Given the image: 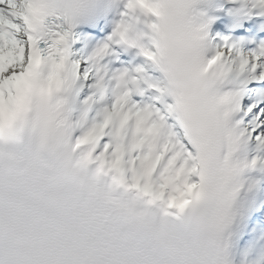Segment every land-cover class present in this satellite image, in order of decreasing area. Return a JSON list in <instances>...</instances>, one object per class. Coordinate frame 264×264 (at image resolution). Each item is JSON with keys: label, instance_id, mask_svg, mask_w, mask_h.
Instances as JSON below:
<instances>
[{"label": "snow or ice", "instance_id": "snow-or-ice-1", "mask_svg": "<svg viewBox=\"0 0 264 264\" xmlns=\"http://www.w3.org/2000/svg\"><path fill=\"white\" fill-rule=\"evenodd\" d=\"M211 3L127 0L83 54L88 0H0V264H264V232L233 251L264 224V41L214 43ZM225 3L233 28L264 19V0ZM137 8L154 52L127 38ZM114 45L167 85L111 70Z\"/></svg>", "mask_w": 264, "mask_h": 264}, {"label": "clouds", "instance_id": "clouds-1", "mask_svg": "<svg viewBox=\"0 0 264 264\" xmlns=\"http://www.w3.org/2000/svg\"><path fill=\"white\" fill-rule=\"evenodd\" d=\"M109 2L115 4V3H121V2H123V0H109ZM88 3L90 5L91 9L93 11H95L96 8H97V5L100 3V0H88ZM137 14L140 17H146V18L149 15L144 9H140V8H137V9L133 10V15L135 16ZM136 22H137V20H133V22H132V24H131V26H130V28L128 30L127 38L130 41L134 42L137 47H140V46H142L140 41L143 38V34L142 33H138L136 31ZM149 27H150V25H149Z\"/></svg>", "mask_w": 264, "mask_h": 264}, {"label": "bare ground", "instance_id": "bare-ground-1", "mask_svg": "<svg viewBox=\"0 0 264 264\" xmlns=\"http://www.w3.org/2000/svg\"><path fill=\"white\" fill-rule=\"evenodd\" d=\"M260 200H262L260 198ZM250 220V219H249ZM251 227H249L248 229H242L241 234L239 235V237L234 241V248L233 251L236 255V259L237 261L240 260L241 258V254L247 249L246 248V244H244V240H246L248 237L252 236L254 234L253 231H251L250 229ZM254 239V238H253ZM252 238H250V242L253 240Z\"/></svg>", "mask_w": 264, "mask_h": 264}, {"label": "rangeland", "instance_id": "rangeland-1", "mask_svg": "<svg viewBox=\"0 0 264 264\" xmlns=\"http://www.w3.org/2000/svg\"><path fill=\"white\" fill-rule=\"evenodd\" d=\"M253 239V238H252ZM252 243H255V240L253 239L251 242H250V240L248 239L247 241H246V248H248V246L250 245V244H252ZM260 244H262L261 243V241H260ZM259 247V246H258ZM255 252H253L252 253V255H253V257L252 258H254L255 257Z\"/></svg>", "mask_w": 264, "mask_h": 264}]
</instances>
